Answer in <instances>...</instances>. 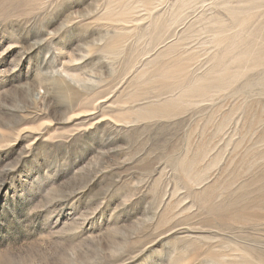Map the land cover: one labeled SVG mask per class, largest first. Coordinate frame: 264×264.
<instances>
[{
  "label": "rangeland",
  "instance_id": "rangeland-1",
  "mask_svg": "<svg viewBox=\"0 0 264 264\" xmlns=\"http://www.w3.org/2000/svg\"><path fill=\"white\" fill-rule=\"evenodd\" d=\"M0 264H264V0H0Z\"/></svg>",
  "mask_w": 264,
  "mask_h": 264
}]
</instances>
